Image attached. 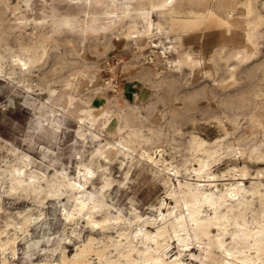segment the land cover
Instances as JSON below:
<instances>
[{
	"label": "bare ground",
	"instance_id": "bare-ground-1",
	"mask_svg": "<svg viewBox=\"0 0 264 264\" xmlns=\"http://www.w3.org/2000/svg\"><path fill=\"white\" fill-rule=\"evenodd\" d=\"M7 1L0 0V5L5 9L9 8ZM22 1L29 6L32 0ZM56 4L65 6V10L60 12V5ZM231 4L229 0H185L180 3L176 0H50V13H43L39 18H27L25 14L19 13L15 16L14 24H9V30L30 23L39 25V31L34 36L18 39V35L14 34V42L9 39L11 31L9 36H0V76L2 78L6 75L14 80V75L22 74L25 88L31 89L30 75L34 69H43L50 56L49 47L52 45L59 48V40L69 41L74 35L86 38L89 34L91 39L100 37L106 40L116 29L120 30V36L133 41L145 35L143 43L157 47L158 44L150 39L154 32L167 33L175 28L173 31L178 34L205 16L215 17L219 24L226 27L227 32L235 26L234 22L237 23L233 19L234 7ZM239 4L244 7L241 14L244 17V37L248 44H253L260 34L263 15L257 11L256 5L264 7V0H241ZM96 6L100 7L99 12ZM1 10L0 30L3 31L4 9ZM157 14L167 16L166 25L155 21L154 16ZM139 20L144 22L142 29L137 27ZM171 48L172 45L163 44L160 51L152 48L149 54L151 64L143 68L142 76L153 82L174 84L177 74L173 72L181 73L184 65H189L192 70L201 69L203 59L187 51L182 53L180 59H172L168 54ZM224 49V45L216 47L209 58L217 68L223 63L227 75L234 77L235 63L228 62L238 59V56L245 61V54L240 49L222 53ZM53 57L56 65H50L52 70L63 69L72 62L58 53H53ZM160 57L162 64L173 73L170 76L161 75L153 69ZM7 64L10 66L8 71L5 69ZM204 74L206 77L211 72L208 69ZM252 79L250 85L238 91L236 96L229 94V100L218 99L224 105L222 113L213 116L217 125L223 129L221 135L208 140L197 133H191L188 149L193 163L187 174L183 173L186 174L183 179L178 178L180 167L164 163L163 149L160 148L162 132L146 124L147 115L141 112L138 104L106 97L112 102V114L107 113V106L104 107L101 102L96 106L91 104L80 107L75 103L77 97L70 93V81L62 83L60 90L49 101L35 102L34 107L39 110L36 127L39 132L50 130L57 138L62 132L65 117L73 116L78 122L76 133L83 137L85 131L86 134L89 132L96 143L87 161L79 155L75 176H71L65 169L54 168L51 174L39 171L33 167L34 160L29 153L10 144L13 158L0 167V186L4 192L31 197L41 203L47 195H65L63 218L68 221L83 218L90 231L130 226L138 220L132 231L120 232L116 240L111 236H107L105 241L98 240L89 231L74 253L70 255L66 250L61 251L59 262L43 264H264V165H260L264 163V138L256 139L259 130L264 134V105L249 109L255 102L257 90V79ZM168 89L172 91L171 87ZM188 97L194 98L195 92L189 93ZM241 114L245 115V128L239 123ZM114 119L115 125L111 126ZM143 126L147 127L148 133L143 132ZM114 158L119 160L120 166L128 161L130 167L144 160L158 168L173 203L164 202L165 211H159L158 216L152 218H142L135 211L132 218L124 216L120 211L113 213L110 209L112 204L106 199V188L116 181L108 166ZM221 162L225 163L224 170L218 173ZM99 170L102 181L100 185H95L94 179ZM127 173L128 170L124 172L125 180ZM173 177H176L177 185L172 184ZM117 183L122 184L123 181ZM18 214V220L6 222V225L11 224L23 232L27 231L33 220L31 213L22 211ZM170 237L178 242L177 252L170 253ZM133 239L138 240L140 245L136 246ZM15 242L14 233L7 232L0 238V247L3 250L10 247L11 255L15 251ZM191 244L198 248V254L192 252L194 246ZM187 246L191 247L195 262L183 258L182 249ZM93 256L96 260H93ZM0 264L14 262L3 256Z\"/></svg>",
	"mask_w": 264,
	"mask_h": 264
},
{
	"label": "rangeland",
	"instance_id": "rangeland-1",
	"mask_svg": "<svg viewBox=\"0 0 264 264\" xmlns=\"http://www.w3.org/2000/svg\"><path fill=\"white\" fill-rule=\"evenodd\" d=\"M239 1L241 0L238 2L229 0V3H232L231 5L234 7L233 19L237 20V23L234 22L235 26L227 32L226 27L219 24L215 17L205 16L203 20L180 30L178 34L173 31L175 28H171L167 33L154 32L150 39L158 44L157 47L144 44L145 35L142 39L133 41L120 36V30L116 29L106 40L100 37L91 39L89 34L86 38L74 35V38L69 41L59 40V48L52 47V45L51 49L49 47L50 56L43 69H34L33 74L30 75L31 89L25 88L22 74L14 75L17 78L14 80L6 75L2 78L0 76V167L4 166L5 161L12 160L13 154L9 148L10 144H13L18 149L30 154L34 160L33 167L39 171L51 174L56 168L65 169L71 176L76 175V162L79 155L84 161H87L96 140L89 136V132L86 134L85 131L83 137L76 133L78 122L73 116L65 117L62 132L58 134L57 138L50 130L39 132V129H36L39 110L34 107L35 102L49 101L60 90L62 83L70 81L71 91H69L77 97L75 103L80 107H88L91 104L96 106L101 102L104 107L107 106L105 108L107 113L112 114V102L106 97L138 104L141 112L147 115L146 124L160 129L162 132L160 148L163 149L164 163L180 167L178 169L181 173H178V178L183 179L193 163L191 151L188 149L191 133H197L208 140L223 133L222 127L217 125L213 116L222 113L224 105H221L222 103L220 104L218 99L229 100V94L236 96L238 91L245 90L250 85L253 78L252 80L257 79V90L254 97L255 102L249 106V109L264 105V7L261 4L256 5L257 11L261 15L263 14L262 23L259 26L260 34L254 41V43L256 42L253 43L254 45L248 44L244 37V17L241 16L244 7L239 4ZM7 2L9 7L7 9L2 4L0 5V10L4 9L1 11L2 24L4 23L5 29L4 32L0 30V36H9L11 31L9 39L12 42H14L16 34L18 39H29V36H34L39 31V25L33 23L9 30V24H14L16 15L22 13L27 18L31 16L39 18L43 13L51 12L50 0L47 2L32 0L29 6H26L22 0H8ZM176 2H185V0H176ZM234 2L237 3L234 4ZM224 3L226 2L224 1ZM56 5H60L58 6L60 12L65 10V6ZM95 9L99 12L100 7L96 6ZM154 19L163 25L167 23L166 15L157 14ZM143 25L144 22L139 20L137 27L142 29ZM162 44L172 45L168 53L172 59H180L185 51L195 57H200L204 60L201 69L192 70L189 65H184L181 73L180 71L173 72L177 74V81L174 84L153 82L149 78L143 77V68L151 64L149 62L150 50L154 48L160 51ZM220 45L225 46L222 53H227L230 49H240L245 54H242L245 56V61L241 56H238L239 61L235 58L228 62L235 63L234 77L227 75L223 63H220L217 68L209 58L213 55L214 49ZM53 53L72 60L71 64L66 65L63 69H50L56 65L53 63ZM161 58L153 69L160 72L161 75L170 76L173 73L162 64ZM261 60L262 62H260ZM9 67L8 64L5 66L6 71L9 70ZM208 69L211 74L205 77V70ZM250 69L253 71L250 72ZM182 73L184 74L182 75ZM170 87L172 91L169 92L168 88ZM52 89H55L54 93ZM124 89L130 90L126 93L127 96L123 92ZM193 92H195V97L190 99L188 94ZM176 98L178 99L176 100ZM190 103L193 105H189ZM115 122L114 119L111 126H114ZM239 123L242 128L246 127L244 114L240 115ZM142 129L144 133L149 132L146 126H143ZM105 135L108 137L107 134ZM263 138L264 134L259 130L256 133V139ZM224 164L220 163L218 173L224 170ZM260 165H264V163H260ZM108 166L110 174L116 180L112 186L106 188V199L112 204L110 209L113 213L120 211L124 216L132 218L135 211L142 218H152L157 217L159 211H165L164 202L173 203L162 182L163 175L160 170L148 162L141 160L129 167L127 161L120 166L119 160L114 158L108 163ZM126 170L128 173L125 180L124 172ZM185 172L186 174H183ZM94 180L95 185L101 184V170L98 171ZM118 181H123V183L118 184ZM248 183L249 181L246 180V184ZM172 184L177 185L176 177L172 178ZM64 197L65 195H47L41 203L31 197L7 194L0 186V238H3L7 232L14 233L16 237L14 254L10 255V247L4 250L0 247V259L5 256L14 264L56 263L60 260L61 251L66 250L65 252L70 255L74 253L80 245L81 239L85 238L90 230L83 218L77 217L70 221L63 218L62 204L66 202V197ZM22 211L30 212L33 217L27 231L23 232L11 224L6 225V222L18 220L20 218L18 212L22 213ZM137 221L132 222L130 226H114L107 228V231L90 232L98 240L105 241L108 239L107 236L116 240L120 237V232L132 231ZM150 226L152 227V225ZM133 242L136 246L140 245L138 240L133 239ZM168 242L170 243V253L177 252L178 242L173 237H170ZM190 246L182 249V256L184 259L187 258L195 262L190 252ZM192 252L198 254L199 250L194 246ZM93 260H96L94 256Z\"/></svg>",
	"mask_w": 264,
	"mask_h": 264
},
{
	"label": "crops",
	"instance_id": "crops-1",
	"mask_svg": "<svg viewBox=\"0 0 264 264\" xmlns=\"http://www.w3.org/2000/svg\"><path fill=\"white\" fill-rule=\"evenodd\" d=\"M128 91H130V90H129V89H126V90L124 89V90H123V92H124V94H125L126 96H127L126 93H127Z\"/></svg>",
	"mask_w": 264,
	"mask_h": 264
}]
</instances>
